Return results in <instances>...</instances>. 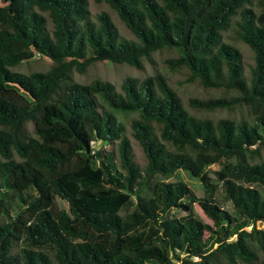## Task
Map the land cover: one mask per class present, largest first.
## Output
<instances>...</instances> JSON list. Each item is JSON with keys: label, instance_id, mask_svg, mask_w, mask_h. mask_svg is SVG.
<instances>
[{"label": "trees", "instance_id": "1", "mask_svg": "<svg viewBox=\"0 0 264 264\" xmlns=\"http://www.w3.org/2000/svg\"><path fill=\"white\" fill-rule=\"evenodd\" d=\"M94 1L135 39L88 0H0V264H264V0ZM226 38L251 50L247 71ZM162 50L186 82L234 92L187 105H243L253 122L194 115L160 72L119 89L72 78L97 61L142 69ZM35 53L48 69L12 70ZM178 170L205 194L169 179Z\"/></svg>", "mask_w": 264, "mask_h": 264}, {"label": "rangeland", "instance_id": "2", "mask_svg": "<svg viewBox=\"0 0 264 264\" xmlns=\"http://www.w3.org/2000/svg\"><path fill=\"white\" fill-rule=\"evenodd\" d=\"M89 1V10L92 17H94L95 13H98L100 11L107 12L112 21L114 22L116 28L118 29V34L120 37L125 39L134 40V36L129 32V30L125 27V25L119 20V18L116 15V12L105 2H95L94 0H88ZM1 4V2H0ZM233 34L232 30L230 29L227 31L224 35L227 37H231ZM233 44L239 47L242 53V63L244 64V67L247 71L248 68L251 67L253 64V54L251 50L244 44L237 43L235 40H232L231 38H226ZM174 52L171 50H162L157 51L152 55V62L144 61L143 68L137 69L131 65L128 64H115L110 61H97L91 66H89L84 74H79L77 72H73L72 78L75 81L81 82V83H88L92 81L93 79H101V80H107L111 83H113L114 87L116 89H119L121 81L126 76H133L137 78H142L146 75L153 74L154 72H160L164 76H166L170 86L176 90L177 94L181 97L182 101L188 108V110L193 113L194 115L198 117H211V118H217L221 116H227V117H233L235 119H245L249 122H253V114L247 109L245 106H236L231 110H225V109H216L212 111H205L196 109L193 107H190L187 105L188 99L190 97H197L200 99H206L209 97H217V96H232L234 92L228 90V91H221V90H214V89H204L202 86L197 82H186L185 78L187 76V72L184 68H176V69H170L165 64V59L168 57H173ZM51 64V60L43 55H40L38 53H35L33 57L30 59H27L23 62H21L18 66L13 67V71H19L23 73H29L31 71L36 70H46L49 68ZM249 76V72H248ZM27 131L32 133V124L28 123L26 125ZM106 144L104 142L96 141L93 143V149L94 151H97L98 149L102 148ZM133 149L136 151V154L138 157H140L141 153L138 150L136 146L133 147ZM264 158V144L261 146L260 150V157H256L255 160ZM219 168V165H210L208 168V173L211 178L215 176L214 171ZM177 178H181L189 185V187L192 189L193 193L200 197L204 195V189L202 186V182L196 178L190 176L187 172L184 170H178L174 172V174L169 178L171 180H175ZM132 206L135 203V196L132 195ZM20 205L19 201L13 202V204L10 206V212L14 213V210L16 207L18 208ZM56 205L57 206H63L65 203L63 201L56 199ZM131 210L132 207H129ZM193 209L195 214L204 222L210 223V219L207 217V215L204 213L198 202L193 203ZM259 227H263L262 223L257 224ZM250 227H247L249 229Z\"/></svg>", "mask_w": 264, "mask_h": 264}]
</instances>
